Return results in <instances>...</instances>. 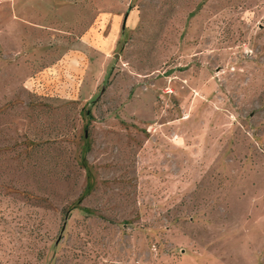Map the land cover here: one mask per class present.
I'll list each match as a JSON object with an SVG mask.
<instances>
[{"label": "rangeland", "instance_id": "rangeland-1", "mask_svg": "<svg viewBox=\"0 0 264 264\" xmlns=\"http://www.w3.org/2000/svg\"><path fill=\"white\" fill-rule=\"evenodd\" d=\"M0 264H264V0H0Z\"/></svg>", "mask_w": 264, "mask_h": 264}]
</instances>
